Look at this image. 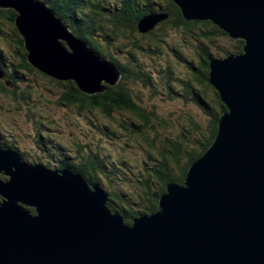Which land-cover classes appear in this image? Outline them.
<instances>
[{"label":"water","instance_id":"95a60500","mask_svg":"<svg viewBox=\"0 0 264 264\" xmlns=\"http://www.w3.org/2000/svg\"><path fill=\"white\" fill-rule=\"evenodd\" d=\"M186 21H211L243 40L240 54L211 59L210 84L227 111L184 185L171 183L159 210L132 224L108 194L79 174L29 164L0 147V264H264V0H173ZM28 63L86 95L120 74L40 0H0ZM166 18L143 17L139 33ZM0 63V80L10 87ZM28 209H34L31 213Z\"/></svg>","mask_w":264,"mask_h":264},{"label":"trees","instance_id":"16d2710c","mask_svg":"<svg viewBox=\"0 0 264 264\" xmlns=\"http://www.w3.org/2000/svg\"><path fill=\"white\" fill-rule=\"evenodd\" d=\"M40 1L96 55L116 66L120 82L115 86L103 84L102 94L90 96L82 93L73 82H58L41 74L27 61L28 53L14 25L16 13L0 9V62L15 84L9 89L0 81V95L13 101L14 111L23 115L25 124L36 131L34 144L42 152V160L38 158L40 163L55 170L67 169L82 176L87 183L99 185L108 194V208L120 214L127 225L139 216L156 213L168 185H184L188 169L211 146L221 116L227 111L219 92L209 82V64L215 58L217 39L226 37L231 42L229 48L219 50L224 56L240 54L243 40L230 38L211 21H186L173 0ZM150 14H163L166 18L148 32L139 33L137 25ZM182 31L184 37L177 46L189 43L191 48L184 53L180 48V51L169 48L188 73L178 78L171 62L163 66L151 65L148 59L154 56L164 59L160 56L163 43L167 45L166 40L172 32ZM40 77L63 87L65 91L60 95L63 103L59 105L72 109L74 116L87 123L86 130L81 128V132H85L79 138H70L69 142L58 140L51 135L53 127H47L43 120L40 122L42 116L31 93L23 90V87L31 89L30 84L37 86ZM132 86L147 91L151 99L182 101L194 106L204 115L207 124L202 125L190 116L186 121L180 118L182 131L176 140L159 138L164 121L152 110L154 108H148L136 96ZM116 116L120 118L117 120ZM115 124L134 138L144 152L142 158H118L106 149L104 141L119 139ZM91 125L95 132L89 129ZM4 137L0 134L1 148L13 149L26 158L14 136L13 141ZM34 161L32 158L29 162L36 163ZM2 179L7 180V177ZM28 210L35 213L34 209Z\"/></svg>","mask_w":264,"mask_h":264},{"label":"rangeland","instance_id":"374dc122","mask_svg":"<svg viewBox=\"0 0 264 264\" xmlns=\"http://www.w3.org/2000/svg\"><path fill=\"white\" fill-rule=\"evenodd\" d=\"M183 37V31L172 32L166 40L167 45H165L164 43L162 45L163 50H161L162 55L160 56L164 59L156 58L157 56H154V58L151 57L150 59H148V62L151 65L163 66L167 65L166 62L169 61L171 62L170 64L175 70L176 77L184 78L185 76H187L188 73L184 64L177 61L170 50L173 47V49L175 48L178 51H180V48L182 53L188 51L191 48V45L189 43L184 44V47L177 46V44L182 41ZM230 46L231 42L228 38L219 37L217 39V48L214 49V51L216 52V54H214L215 58L225 57L219 50L227 49ZM144 62H146V60H142V63ZM156 82H159L158 79H156ZM23 86L28 87L27 84H24ZM29 86L31 87V89L23 87V90L24 92L27 91L31 93L30 97H33L32 99L35 103V106H37V111L42 116L40 122L43 120L42 123L46 124L47 127L48 125L50 128L53 127V132L51 133L53 137L61 141L69 142L70 138H79L85 132V130L87 129V123H85V121L80 117L76 115L74 116L75 111H73L72 109H68L67 107L59 105L60 103H63L62 100H60V95L65 91L63 87H59L57 84L44 77L38 78L37 86L33 84H30ZM131 89L140 100L146 103V106L148 108H154L152 110L158 113L159 117L162 119V121H164V124L161 126L162 132L159 138L168 137L172 140H176L182 131V125L180 124L179 120L182 119L186 121V118L188 119V116L192 117L193 120H196L197 122L200 121L202 125L207 124L204 115L202 116L200 112L192 105L189 106L187 104H184L182 101V103L170 101L162 102L158 99H151L150 94L139 86H132ZM167 91L168 88H166L165 93H167ZM2 96L3 95H0L1 136L3 138H5L4 136H8V140L11 141L15 140L13 139L15 137L20 142L19 149H21L22 153L24 152L26 154V158L23 157L25 162H29L33 158L35 160L34 162L40 163L38 161V158L42 160V152L38 151L35 148L34 144V141L36 139V135L34 136V134L36 131H34V129L32 130L30 124H25V118L23 115H21L17 111H14L13 101L9 100L5 96ZM30 106H33V103H30ZM118 118L120 117H117V120ZM74 120L77 123H75ZM76 125H79V127H76ZM115 127L116 132L119 135V139H117L118 141L116 140L113 142H111L109 139L107 141H104L106 144V149L111 151L112 154L118 158H142L144 152L138 145H136L137 143L135 142L134 138L128 135L127 132L119 127L118 124H115ZM81 128H84L85 130H82L81 132ZM89 129L95 132L92 125ZM27 152H29V154H27ZM1 176L6 177L0 174V177Z\"/></svg>","mask_w":264,"mask_h":264},{"label":"flooded vegetation","instance_id":"af4514ba","mask_svg":"<svg viewBox=\"0 0 264 264\" xmlns=\"http://www.w3.org/2000/svg\"><path fill=\"white\" fill-rule=\"evenodd\" d=\"M1 63V62H0ZM3 68V67H2ZM3 70H4V68H3ZM4 72H5V70H4ZM5 79L7 80V81H10L11 82V84H10V87H8L6 84H5V82L4 81H1V82H3L4 84H5V86L7 87V88H9V89H13L14 88V82L11 80V79H9V77L7 76V74H6V72H5ZM18 92L19 93H21V91L20 90H18ZM24 159V158H23Z\"/></svg>","mask_w":264,"mask_h":264},{"label":"bare ground","instance_id":"6f19581e","mask_svg":"<svg viewBox=\"0 0 264 264\" xmlns=\"http://www.w3.org/2000/svg\"><path fill=\"white\" fill-rule=\"evenodd\" d=\"M222 58H224V57H222ZM22 158V157H21ZM23 159V158H22ZM23 161H24V159H23ZM29 164H31L30 162H28ZM53 170H55V169H53ZM5 176V175H4ZM96 184V183H95Z\"/></svg>","mask_w":264,"mask_h":264},{"label":"clouds","instance_id":"9594fccd","mask_svg":"<svg viewBox=\"0 0 264 264\" xmlns=\"http://www.w3.org/2000/svg\"><path fill=\"white\" fill-rule=\"evenodd\" d=\"M7 149V148H6Z\"/></svg>","mask_w":264,"mask_h":264}]
</instances>
